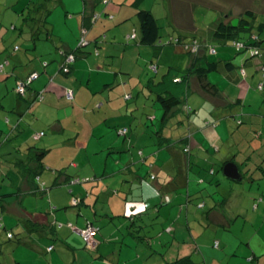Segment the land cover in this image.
<instances>
[{
  "label": "crops",
  "instance_id": "obj_1",
  "mask_svg": "<svg viewBox=\"0 0 264 264\" xmlns=\"http://www.w3.org/2000/svg\"><path fill=\"white\" fill-rule=\"evenodd\" d=\"M133 1H17L21 7L16 11L21 17L27 15L26 7L35 3L44 9L32 11L36 22L24 18L19 31L17 25H12L14 33L22 37L25 50L20 51L19 45L18 50L3 57L0 79L13 77L17 86L34 71L39 76L31 82L25 99L19 98L13 87L16 103H5L6 97L0 93V109L11 111V116L5 117L6 129L1 128L12 134L32 132L37 128L30 123L47 121L53 137L39 145L47 149L41 173L50 172L49 182L55 179L50 187L47 181L35 183L41 173L27 174L29 167L23 165L31 162L27 155L30 143L26 142V148L18 139L20 146L16 144L10 151L24 153L13 160L14 165H19L16 169L21 173L17 177L20 187L0 195V214L17 228L14 231L7 225L3 227L11 234L10 239H16H12V245L0 239V264H148L152 259L170 264L183 258H189V264H243V255L251 264H264L258 259L253 240L244 245L251 253L240 251L245 240L230 230L240 220L246 223L250 211H264V182H258L264 180L263 134L240 127L244 121L239 116L247 114L248 107L242 105L241 94L223 89L210 75L211 70L208 80L219 87L231 105L203 92L194 73L188 81L178 83L180 87L174 85L172 81L180 75L173 72L172 65L167 86L181 94L184 101L168 118L162 115L155 122L161 112L157 107L160 103L152 105L150 112L146 111L149 100L141 107L139 99L146 96L147 88L150 94L165 92L151 86L166 73L159 80L147 74L145 66L150 57L146 59V54H155L158 46L143 43L136 27L139 9H150L156 16L155 5L148 8L146 0ZM128 6L133 8L128 10ZM14 15L8 13L4 20L8 22ZM168 17L174 33L166 31V35L169 34L168 43L175 47H164L168 38L161 35L157 62L172 50L175 54L181 52L182 45L173 43L176 36L189 41L197 38L192 19L184 20L182 13L170 5ZM39 24H43V31L34 45L29 41V26L36 30ZM212 33L214 36V29ZM3 37L4 34L1 40ZM82 38L87 45L82 48L85 53L63 69V52L79 47ZM102 46L103 51L99 50ZM38 47L40 53L36 55ZM206 49L210 52L209 47ZM215 54L217 60L211 62L219 65L212 71L219 73L226 86L241 89L240 85H245L241 77L247 75L244 65L239 74L227 50L216 49ZM197 56V67L207 66L209 57L203 49ZM259 56L261 59L246 58L244 62L262 70V51ZM202 57L207 58V63ZM42 61L48 62L46 67ZM191 61V56L184 59V72L191 67ZM146 67L157 71L161 66L151 59ZM67 88L74 91L72 100L65 95ZM39 93L42 97L37 99ZM68 104L72 105L70 109ZM143 107L144 117L138 121L136 110ZM151 127L157 135L152 136ZM40 132H45L44 127L37 131ZM44 136L46 132L41 138ZM251 137L262 141H252ZM186 146L189 152L184 151ZM228 163L237 167L229 176L223 171ZM71 168L73 173L69 172ZM0 174L4 178L5 173ZM145 185L155 194L145 198ZM30 193L47 195V199L28 200ZM89 223L99 227L94 248H89L74 229ZM166 244L175 246L170 261L165 255L171 248Z\"/></svg>",
  "mask_w": 264,
  "mask_h": 264
},
{
  "label": "rangeland",
  "instance_id": "obj_2",
  "mask_svg": "<svg viewBox=\"0 0 264 264\" xmlns=\"http://www.w3.org/2000/svg\"><path fill=\"white\" fill-rule=\"evenodd\" d=\"M18 0H0V32L2 35L4 34L3 39L1 40L2 35H0V63L3 62L4 58L6 55H9L10 53L15 52L18 49H15L16 46L19 47V45L22 46L20 51L25 50V44L24 41H21V38L19 35H17V31H19L20 26H22L23 23V17L17 13L16 9H19L21 7L20 4L17 2ZM135 1V0H134ZM133 1V2H134ZM132 2V3H133ZM148 4L146 5L148 8L153 7L155 5V12H156V17L158 24L160 26L161 30V35L163 39H167L169 37V34L166 35V31L170 33H174L173 26L170 25L169 17H168V6L174 7L175 12L183 15L184 20L187 19H192L191 22H193L194 27L192 28L194 35L197 36L198 42L201 44V49H203L206 52L208 61H215L217 60V55L215 53H211L206 49L207 47L210 46H215V48L220 51V50H227L229 54L232 55V61L236 65V68H238V73L240 74L239 68L244 65V68L247 72V75L241 77L243 79V82H245V85H240L241 89L239 88H233L231 86H226V84L223 82L222 78H219V73L216 71H211L210 75L213 76L215 79H217L221 83V87L228 92L231 91L233 95H240L241 94V101L242 105H246L248 107V113L245 114L244 116H239V119L244 121L241 126H245L249 131H258L263 134L264 138V86L260 87L259 84L264 85V70H256L255 65L252 64H246L245 59L248 58L250 61L257 60L258 58L261 59L262 56L256 55L252 56V48H247V49H241L238 50L237 47L234 45L235 39L229 40V42L224 43L217 39L216 37L213 36V29L218 24L219 21H225V22H231L233 24H237L240 17L245 15V13L249 10H251L254 13L253 18H249L251 22L253 21V30L252 32L255 33L256 35H260V37L263 39L262 41V48L261 51L264 54V24H261L264 22V0H146ZM121 3V2H118ZM132 3L130 4L131 6ZM13 5L14 7H11L9 5ZM104 8L106 7L105 3ZM117 7H119V4H116ZM127 6V5H126ZM127 7L128 10L133 8V7ZM12 8V9H11ZM157 9V10H156ZM11 13L14 15L11 19L4 20V16L6 14ZM136 15V14H135ZM134 18H137L135 16ZM60 22L61 20L58 19ZM137 22V34L140 35V23L138 18L136 19ZM12 25L16 26L17 31L14 33V30L12 29ZM192 27V26H191ZM196 27V28H195ZM239 40L242 41H251V31H242L239 33ZM169 38L166 40L164 47H175L173 44L168 43ZM209 40L208 42H206ZM208 43V44H207ZM90 45V44H89ZM87 46L86 43L82 46L85 47ZM102 48H99V50H102ZM180 49V48H179ZM40 51V47H38V50H36V55ZM103 51V50H102ZM181 51V52H180ZM180 53H176L172 50V53H168L166 55H163L161 58V62H157L158 59H156V55L152 53V55L146 54V59L147 57H150L147 59L148 62H146V66L149 65V61L152 59L156 64L159 63L161 66L159 70L155 71L154 69H148L146 66V71L147 74L150 76H156V80H159L164 73L170 72L169 68L172 65L173 67V72L175 74L181 75V73L184 72V68L182 65H184L183 61L185 58L190 57V54L185 50V49H180ZM96 52V51H94ZM154 52V51H153ZM7 53V54H6ZM94 54V53H93ZM150 54V53H149ZM207 58L202 57L203 61H206ZM207 63V61H206ZM180 65V66H176ZM1 66V64H0ZM169 70V71H168ZM253 74V75H252ZM137 75V74H136ZM5 76V75H4ZM247 76V77H246ZM3 77V74L0 73V78ZM254 78V79H253ZM15 80L13 77H9L8 79L5 80V77L3 79H0V93L1 95H5V103H16L17 101V92L15 93L14 91V86L16 87ZM153 88V86H151ZM229 87V88H227ZM29 89L26 92V96L28 95ZM151 91L149 88H147L146 96L142 95L141 98L139 99V104L142 107L143 103L147 100H149V107L146 108V111H152V105L155 103H158L156 100V92L153 94H150ZM247 93V94H246ZM2 97L4 98V96ZM247 95V99L246 96ZM22 97V96H21ZM20 98V97H19ZM246 99V100H245ZM14 100V102H13ZM135 101L134 100L132 102ZM27 107V106H26ZM72 107L71 104H68V108L70 109ZM160 108L161 112H159V116L156 123L158 120L162 118L163 115V110L160 107V105L157 106ZM8 111V112H7ZM7 111H3L0 109V130L3 131V134L0 133V172H4L5 176L4 178H0V195L5 194V193H10L17 191V189L20 187L21 180L18 181L17 177H21V173L17 172V167L19 165H14L13 160L14 157L20 156L23 157L24 153L19 152L16 154V151H10L14 150V146L16 144L17 147L20 146V142H18L20 139L21 141H24L25 145L24 147L27 148L26 142H29L30 145H44L45 143L49 141L50 138L53 137L52 131L49 130V126H47V121L40 119L39 121H35L34 124L30 123V125L34 126L37 128L36 130L33 128L32 132H24V131H16L12 134V132H7L4 129H6V121L5 117L6 116H11V111L8 109ZM144 107L141 110H136V117L137 120L143 119L144 115ZM60 115L63 114V112L60 110L59 111ZM27 114V112H26ZM25 114V115H26ZM24 115V119H25ZM29 118H31V113L29 114ZM24 122V120H23ZM246 124V125H245ZM4 125V126H3ZM25 129H28L29 126L27 125H22ZM77 127H80V124L76 125ZM4 129H2V128ZM21 127V126H20ZM44 127L46 136L40 137L39 139H33V136ZM250 128L252 130H250ZM153 127H151L152 131V136L157 135L155 131L152 130ZM19 130V129H18ZM142 130H140L141 132ZM139 132V133H140ZM12 134V135H11ZM31 134V136H30ZM45 134V133H44ZM11 138H7V136H10ZM43 136V135H42ZM252 141H262L261 138H252ZM245 142L247 140H244ZM244 148V147H243ZM242 148V149H243ZM219 164V163H218ZM69 165V164H67ZM220 165V164H219ZM219 169V168H218ZM217 169V170H218ZM69 172H74L72 168L69 170ZM9 173V174H8ZM222 173V171H220ZM1 175V174H0ZM50 172L45 171L44 173H41L40 176L36 177L35 183L36 184H43L44 181L48 182V185H52L54 179L49 182L50 178ZM48 177V178H47ZM258 182L261 184L264 182L262 179L258 180ZM51 183V184H50ZM16 184V185H15ZM15 185V186H14ZM7 195H5L6 197ZM29 198L37 199L40 201H44V199H47V195L44 197H37L35 196L34 193L28 194ZM10 199L13 196H7ZM2 214V213H1ZM0 214V239L5 241L7 245H12L15 242L16 238L10 239L9 237L10 234L8 233V230L13 229L16 231L17 227H13V223H6ZM6 223V224H4ZM8 230H5L3 226H6ZM244 225V226H243ZM243 226V230L241 231V228ZM230 230L232 231V235H238L242 237L245 240V243L243 242L240 251H244L247 253H251L249 249L244 247V245H247L249 243V240H253V245L258 249L257 254L260 256L258 259L264 262V211H261L259 209V212L255 214L254 211H250L248 221L246 223H243L241 220L238 221L236 224H232ZM41 231H39L40 233ZM41 234V233H40ZM16 237V236H14ZM167 245V244H166ZM169 246V245H167ZM171 249H170V248ZM167 251V254L165 257L168 261L172 260L171 254L172 250L174 249L175 246H169ZM213 248V247H212ZM200 257V255H198ZM240 260H242L243 264H251V260H249L248 256H241ZM161 264L160 259H152L148 264Z\"/></svg>",
  "mask_w": 264,
  "mask_h": 264
},
{
  "label": "trees",
  "instance_id": "obj_3",
  "mask_svg": "<svg viewBox=\"0 0 264 264\" xmlns=\"http://www.w3.org/2000/svg\"><path fill=\"white\" fill-rule=\"evenodd\" d=\"M38 4L39 3H35L33 7L32 6L26 7L27 8V15L26 16L24 15L23 19L26 18L24 20H27V22H28L29 18L32 19L33 21L36 20V19H33L32 11H39L41 9L42 10L44 9L43 6H40ZM26 8H24V9H26ZM137 16H138V19L140 22L141 41L145 44H148V45L158 46L155 49L156 50L155 54L158 55L160 53L159 43L161 41V30H160V26H159L158 21H157V17L155 16V14L150 9H143V8L139 9ZM253 16H254V13L251 10H249L245 13V15L240 17L237 24H233L231 22L219 21L218 24H216V26L214 28V37H216L217 39H219L220 41H222L224 43H227V42H229V40H232V39H235V41H242V40H239V38H238L240 36L239 33L242 31L243 32L244 31H251L252 40L249 42L248 41H242V42H244L245 44H248L250 46L258 47L260 49V53H261L262 45H260V43L262 44L263 39L260 37V35H257V37L253 36L255 34L252 32L253 21L251 22V20L249 19V18L252 19ZM261 24H264V22ZM42 25L43 24H39V26L36 28V30L33 28L32 25L29 26L30 32H31V37H30L29 41H31L34 45L37 44V41L40 38L39 33H42V31H43ZM195 41H197V43L200 44L198 42L197 38L189 41L187 38L182 37L181 35L176 36V38L173 40V43L178 44V45L179 44L182 45L181 47L183 49H185L190 54L192 61H191V67L189 68V70H187V72H183L179 77H177L174 81H172V83L174 85H176L177 87H180L178 83L188 81V77L192 73H194L196 76L197 82L199 84V87L201 88V90L203 92L209 94L213 98L220 100L222 102V104H224V105L225 104L231 105L229 103V101L227 100V98L223 95V93H221L219 87L216 84L210 82L208 80V77H207L208 72L210 70L211 71L212 70H218L219 64L209 61L207 63V66L197 67L198 63H199V59H200V57H198L197 55L200 53L201 50L195 54V53L191 52V50L185 48L187 44H190L189 46L191 47ZM18 48H16V49H18ZM68 53H72L76 57V56L80 55L81 53H85V52L82 49V45H81L72 51H64L63 52L64 59ZM252 56L254 57L255 55H252ZM34 57H35V55H34ZM63 62H64V60H63ZM47 64H48L47 61H42L43 67H46ZM228 64L234 65L232 62H229ZM62 68H63V66H62ZM168 76H169V72L164 74L163 78L160 81L153 83V85H152L153 87L159 88V90L160 89L165 90V92L163 91L164 93L161 91H159L158 93L156 92L157 93L156 94V100L160 103V105L164 111L163 119L168 118V116L170 115L172 110L175 107H178L179 105H181L184 101V98L180 96L181 94L174 92L175 90L173 91L170 87H168L169 86L168 81H167L168 79L166 78ZM25 80L26 79L21 80V81H25ZM163 86L164 87L167 86V87H165V89H164ZM30 87H31V83L27 85L25 93L23 95H21L17 92L18 96L19 97L22 96L25 99L26 92ZM152 89H154V88H152ZM178 89L179 88H177V90ZM123 132H126V130H123ZM27 149H28L27 155L29 158L28 160H30L31 162H29L27 164H23V163L22 164L24 166L29 167L27 169V174L29 172L33 176H37L41 173V171L43 169V159L47 154V149L40 147L39 145H36V144L35 145H29V147ZM186 149H188V150H186ZM184 151L189 152L190 151L189 147L186 146L184 148ZM22 162H24V161H22ZM189 262H191V260L189 258L188 259L183 258V259H178L175 262H172L170 264H189Z\"/></svg>",
  "mask_w": 264,
  "mask_h": 264
},
{
  "label": "built area",
  "instance_id": "obj_4",
  "mask_svg": "<svg viewBox=\"0 0 264 264\" xmlns=\"http://www.w3.org/2000/svg\"><path fill=\"white\" fill-rule=\"evenodd\" d=\"M135 34L132 35V37H134ZM85 44V40L82 38L80 46ZM190 44H187L185 48L191 50V52L193 53H198L201 50V45L197 43V41L194 42V44L190 47ZM234 45L237 47L238 50H241L243 48H252V55H260V49L256 46H250L248 44H245L242 41H235ZM18 48V47H16ZM209 50L211 53H215L216 52V48L214 46H210ZM75 55L72 53H68L65 56L64 62H63V69H67L69 67V65L75 61ZM3 67V66H1ZM263 69H264V65H263ZM243 73H245V70L242 69ZM39 76V73L37 71L32 72L25 81H19L18 85L16 87V91L23 95L25 93L26 87L28 84H30L34 79H36ZM262 87V85L260 86ZM65 95L68 99L72 100L74 98V91L71 88H67ZM42 97V94L39 93L37 95V98ZM42 135H44V132H40L34 135L35 139H39ZM188 150V149H186ZM74 202H77V199L74 200ZM85 240V243L87 244V246L89 248H94L97 244V240H96V234L99 230V227L89 223L88 225H86L84 228H74ZM11 236V234H10ZM52 248V247H51ZM50 248V249H51Z\"/></svg>",
  "mask_w": 264,
  "mask_h": 264
},
{
  "label": "water",
  "instance_id": "obj_5",
  "mask_svg": "<svg viewBox=\"0 0 264 264\" xmlns=\"http://www.w3.org/2000/svg\"><path fill=\"white\" fill-rule=\"evenodd\" d=\"M235 168V170L237 171V167H236V165L235 164H233V163H228V164H226L225 166H224V169H223V171H224V173L226 174V175H231V173L233 172V169ZM237 173V172H236Z\"/></svg>",
  "mask_w": 264,
  "mask_h": 264
},
{
  "label": "clouds",
  "instance_id": "obj_6",
  "mask_svg": "<svg viewBox=\"0 0 264 264\" xmlns=\"http://www.w3.org/2000/svg\"><path fill=\"white\" fill-rule=\"evenodd\" d=\"M145 188L147 189L145 198H147L148 195H154L155 193L151 191L148 185H145Z\"/></svg>",
  "mask_w": 264,
  "mask_h": 264
}]
</instances>
